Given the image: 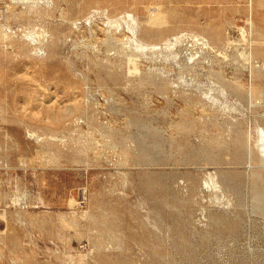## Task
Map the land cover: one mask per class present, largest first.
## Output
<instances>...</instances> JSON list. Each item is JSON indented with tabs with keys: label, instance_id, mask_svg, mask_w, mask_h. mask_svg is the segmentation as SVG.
Returning a JSON list of instances; mask_svg holds the SVG:
<instances>
[{
	"label": "rangeland",
	"instance_id": "374dc122",
	"mask_svg": "<svg viewBox=\"0 0 264 264\" xmlns=\"http://www.w3.org/2000/svg\"><path fill=\"white\" fill-rule=\"evenodd\" d=\"M0 25V264H264V0Z\"/></svg>",
	"mask_w": 264,
	"mask_h": 264
},
{
	"label": "bare ground",
	"instance_id": "6f19581e",
	"mask_svg": "<svg viewBox=\"0 0 264 264\" xmlns=\"http://www.w3.org/2000/svg\"><path fill=\"white\" fill-rule=\"evenodd\" d=\"M10 9H11V8H10ZM15 16H16V15H15ZM7 18H8V17H7ZM14 19H15V18H14ZM12 20H13V18H12ZM1 25H2V24H1ZM1 25H0V27H1ZM3 25H4V24H3ZM2 27H4V26H2ZM2 27H1V28H2ZM2 30H3V29H2ZM2 30H1V31H2ZM250 30H251V29H250ZM3 32H4V31H3ZM169 32H170V31H169ZM169 32H168V33H169ZM3 34H4V33H3ZM166 34H167V33H166ZM105 37L107 38V36H105ZM109 37H110V35L108 36V38H109ZM136 37H137V36H136ZM214 37H215V35H214ZM214 37H213V38H214ZM252 37H253V36H252ZM250 39H252V38H250ZM114 40H115V39H114ZM115 41H116V40H115ZM115 41H114V42H115ZM140 41H141V40H140ZM109 42H110V40H109ZM120 42H121V41H120ZM253 43H255V42H253ZM249 44H250V43H249ZM123 45H124V44H123ZM54 47H55V46H54ZM257 47H258V45H257ZM204 48H205V47H204ZM208 48H209V47H208ZM211 48H212V47H211ZM214 48H215V47H214ZM251 48H252V47H251ZM253 48H254V47H253ZM253 48H252V49H253ZM215 49H216V48H215ZM215 49H214V50H215ZM206 50H207V49H206ZM218 50H219V49H218ZM255 50H256V49H255ZM195 53H196V52H195ZM220 53H221V52H220ZM223 53H224V52H223ZM181 54H182V53H181ZM191 54H192V53H191ZM184 55H185V54H184ZM220 55H221V54H220ZM186 56H187V55H186ZM190 58H191V57H190ZM190 58H189V59H190ZM195 61H196V60H195ZM191 63H192V62H191ZM244 138H245V137H244ZM246 138H247V137H246ZM249 140H250V139H249ZM243 142H244V141H243ZM243 142H242V143H243ZM249 142H250V141H249ZM249 145H250V144H249ZM247 146H248V145H247ZM248 147H250V146H248ZM250 148H251V147H250ZM262 148L264 149V142H262ZM251 150H252V149H251ZM248 151H249V150H248ZM206 156H207V155H206ZM230 178H231V177H230ZM211 180H212V179H211ZM214 181H215V180H214Z\"/></svg>",
	"mask_w": 264,
	"mask_h": 264
},
{
	"label": "built area",
	"instance_id": "2783aa9c",
	"mask_svg": "<svg viewBox=\"0 0 264 264\" xmlns=\"http://www.w3.org/2000/svg\"><path fill=\"white\" fill-rule=\"evenodd\" d=\"M81 195H82V197H81V200L79 201V204L83 205L85 203L87 197H86V194H84V193Z\"/></svg>",
	"mask_w": 264,
	"mask_h": 264
}]
</instances>
